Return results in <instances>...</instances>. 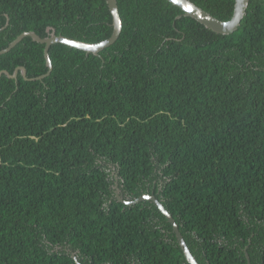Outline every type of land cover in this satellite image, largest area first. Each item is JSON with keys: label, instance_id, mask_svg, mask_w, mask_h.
Segmentation results:
<instances>
[{"label": "trees", "instance_id": "16d2710c", "mask_svg": "<svg viewBox=\"0 0 264 264\" xmlns=\"http://www.w3.org/2000/svg\"><path fill=\"white\" fill-rule=\"evenodd\" d=\"M117 2L99 55L53 44L35 79L45 44L0 54L29 78L0 77V264H190L162 211L117 189L155 195L199 264H264V0L228 35L168 0ZM30 31L98 44L113 17L107 0H0V50Z\"/></svg>", "mask_w": 264, "mask_h": 264}, {"label": "water", "instance_id": "95a60500", "mask_svg": "<svg viewBox=\"0 0 264 264\" xmlns=\"http://www.w3.org/2000/svg\"><path fill=\"white\" fill-rule=\"evenodd\" d=\"M168 1L174 4L175 6L179 7L180 9H182L184 11L185 16H190L194 18L195 20H197L198 22L202 23L207 28L213 30L216 33L223 34V35L233 34L235 31L238 30L243 18L246 15V12H247V9L250 3V0H236L234 16L229 21H222V20L217 19L216 17H214L213 15H211L210 13H208L201 7L197 6L190 0H168ZM107 3L110 9V12L112 14V17H113L114 31L112 35L108 39L104 40L103 42H100L98 44H90V43L72 39V38H69L63 35H57L55 31H52L51 35L45 38L39 36L38 34L34 32H24L20 36H18L16 40L10 43V45L6 49L0 50V54L9 52L12 48L17 46L18 43L21 42L26 37H31L34 41L41 43V44H45L44 55H45L49 70L47 74L41 77L35 78V79H43L44 77L51 74L53 70V63H52L49 52L53 44L61 43V44L68 45L70 47L83 50L87 53H93L95 55H99V53L102 52L104 49L112 46L116 42V40L120 37L121 32H122V19L120 16L117 0H107ZM19 73H21L22 76L26 80H29L28 71L25 67H18L14 71V73H10L7 70H3L0 72V77L3 75H6L10 79H18ZM117 193H118V198L122 202L129 204V205H133V204H136L144 200L153 202L166 216L168 221L172 224L173 230L177 236V239L185 254L187 261L190 264H199L196 258L194 257V255L192 254V252L190 251L180 231V228L177 222L172 217V215L168 212V210L165 209L162 202H160L155 195L145 194V195L140 196L136 200L126 201L120 196L118 189H117ZM249 264H250V261H249Z\"/></svg>", "mask_w": 264, "mask_h": 264}, {"label": "flooded vegetation", "instance_id": "af4514ba", "mask_svg": "<svg viewBox=\"0 0 264 264\" xmlns=\"http://www.w3.org/2000/svg\"><path fill=\"white\" fill-rule=\"evenodd\" d=\"M59 249H63V247H59V246H58L57 250H59ZM72 255L75 257V255H74V254H72Z\"/></svg>", "mask_w": 264, "mask_h": 264}, {"label": "bare ground", "instance_id": "6f19581e", "mask_svg": "<svg viewBox=\"0 0 264 264\" xmlns=\"http://www.w3.org/2000/svg\"><path fill=\"white\" fill-rule=\"evenodd\" d=\"M31 32V31H30Z\"/></svg>", "mask_w": 264, "mask_h": 264}]
</instances>
